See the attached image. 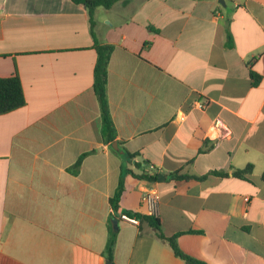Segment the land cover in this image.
Instances as JSON below:
<instances>
[{
  "label": "crops",
  "instance_id": "obj_1",
  "mask_svg": "<svg viewBox=\"0 0 264 264\" xmlns=\"http://www.w3.org/2000/svg\"><path fill=\"white\" fill-rule=\"evenodd\" d=\"M88 16L71 0H0V77L26 99L0 116V264H105L113 219L112 264H185L149 222L120 219L146 215L149 189L183 253L264 264V0H120ZM94 42L112 46L120 151L104 141ZM150 166L156 180L136 178Z\"/></svg>",
  "mask_w": 264,
  "mask_h": 264
},
{
  "label": "trees",
  "instance_id": "obj_2",
  "mask_svg": "<svg viewBox=\"0 0 264 264\" xmlns=\"http://www.w3.org/2000/svg\"><path fill=\"white\" fill-rule=\"evenodd\" d=\"M74 4L83 5L89 14V21L91 27L94 26V19L93 16L95 15V10L99 7H104L106 9H110L115 3L119 2L120 0H71ZM93 49L97 54V63L94 67L93 72V83H94V92L97 97L99 107L101 110L100 117L102 126L104 128V141L112 144L117 142V131L114 126L112 117H111V110L109 107V101L107 97V89H108V65L111 59L112 53V46L108 44H99L94 42ZM254 82L257 83L259 81V76L254 74L253 72L250 73ZM22 83L20 78L15 75L11 77H0V116L5 115L16 110H19L26 106V99L24 95V91L22 88ZM119 145H122L121 142H118ZM128 156L134 157L136 154H131L126 152ZM87 153L83 154L79 157V159L74 163L70 171L74 174L79 172L80 166L84 158L86 157ZM252 172V165L245 167L242 170H235L234 176L238 178H246L247 175L251 174ZM219 174V173H215ZM138 179L144 180H156L157 174H145L142 176H136ZM172 179L177 178H184V180L191 179L188 176H178L177 174L171 175ZM203 179V177L199 178ZM124 179L123 177L120 180V184L117 187L114 196L111 200V204L117 210L118 204L121 200L124 191ZM124 214L129 216H134L135 218L139 219L140 221H147L149 222L158 232V237L160 240L165 241L170 248L172 249L173 253L176 257L181 258L185 264H206V262L201 261L199 259L193 258L185 253L182 252L180 247L177 243V235L172 237H165L161 231V223L159 218L146 216L137 214L135 212L127 211ZM114 228V223L110 226V234H108V239L104 251V256L106 257V261H110L113 263L114 258V251L116 245V236L118 234L117 229Z\"/></svg>",
  "mask_w": 264,
  "mask_h": 264
},
{
  "label": "built area",
  "instance_id": "obj_3",
  "mask_svg": "<svg viewBox=\"0 0 264 264\" xmlns=\"http://www.w3.org/2000/svg\"><path fill=\"white\" fill-rule=\"evenodd\" d=\"M196 105L200 109H204L206 106V104L202 102H197ZM149 169L151 170L150 174H154L153 167L150 166ZM141 202L146 208V216L158 217V211H160V195L156 189H149L143 192ZM120 219L135 225L139 224V219L124 213L120 214Z\"/></svg>",
  "mask_w": 264,
  "mask_h": 264
},
{
  "label": "water",
  "instance_id": "obj_4",
  "mask_svg": "<svg viewBox=\"0 0 264 264\" xmlns=\"http://www.w3.org/2000/svg\"><path fill=\"white\" fill-rule=\"evenodd\" d=\"M220 3L223 4V0H220ZM112 148L115 150V151H120V147H119V144L117 142H114L112 143ZM123 153V152H121ZM160 177V176H159ZM114 223V228L117 229L118 228V224H117V220L116 219H113L112 221ZM105 264H112L110 261H106Z\"/></svg>",
  "mask_w": 264,
  "mask_h": 264
}]
</instances>
